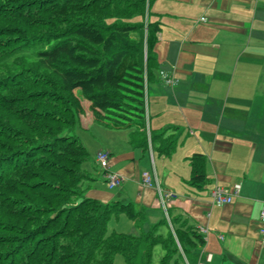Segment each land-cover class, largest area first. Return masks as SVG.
<instances>
[{"label":"trees","instance_id":"1","mask_svg":"<svg viewBox=\"0 0 264 264\" xmlns=\"http://www.w3.org/2000/svg\"><path fill=\"white\" fill-rule=\"evenodd\" d=\"M150 1L0 0V264H112L117 253L123 264H150L155 245L161 264H178L203 242L190 227L107 232L112 213L140 226L143 211L85 194L83 102L94 122L131 129L130 144L147 146L159 31L146 18ZM165 133L150 139L168 154ZM190 166L188 182L199 186L203 155Z\"/></svg>","mask_w":264,"mask_h":264},{"label":"crops","instance_id":"2","mask_svg":"<svg viewBox=\"0 0 264 264\" xmlns=\"http://www.w3.org/2000/svg\"><path fill=\"white\" fill-rule=\"evenodd\" d=\"M146 18L159 25L145 90L147 146L130 144L131 129L98 128L83 102L78 138L94 161L107 150V169L122 176L108 189L99 168L85 194L143 211L140 226L127 218L116 232L196 229L203 242L178 264H264V0H151ZM163 131L173 139L168 154L150 139ZM194 153L203 155L199 186L188 182ZM214 187L230 202L217 204Z\"/></svg>","mask_w":264,"mask_h":264},{"label":"built area","instance_id":"3","mask_svg":"<svg viewBox=\"0 0 264 264\" xmlns=\"http://www.w3.org/2000/svg\"><path fill=\"white\" fill-rule=\"evenodd\" d=\"M201 20L204 19V17L200 18ZM169 81V79H167ZM95 161L100 167V169L103 170L104 175V182L108 189H113L116 186H119L122 180V176L115 172L110 171L107 169L108 162H109V152L107 150H98L95 155ZM142 182L146 185H149L151 183V176L148 172H143L141 176ZM172 193L165 194L166 197L170 196ZM213 200L217 204H223L228 203L231 200V194L226 192L220 187H214L212 190ZM259 222H260V228L259 233L262 238H264V205L261 208L259 212Z\"/></svg>","mask_w":264,"mask_h":264},{"label":"rangeland","instance_id":"4","mask_svg":"<svg viewBox=\"0 0 264 264\" xmlns=\"http://www.w3.org/2000/svg\"><path fill=\"white\" fill-rule=\"evenodd\" d=\"M85 108V107H84ZM86 109V108H85ZM96 123V122H95ZM100 125V124H99ZM95 126H97V125H95ZM101 126V125H100ZM80 128L81 127H79V128H77V130H76V134H77V136H78V133L80 132ZM97 128V127H96ZM98 128H101V130H107V129H102L103 128V126H101V127H98ZM95 131L94 130H92L91 132H89L90 134L91 133H94ZM110 132V131H109ZM112 132V131H111ZM89 133L88 134H86V137L88 138V135H89ZM83 139H85L84 138V136L82 137ZM80 139V142L83 144L84 143V140L82 141V139L81 138H79ZM98 138L95 136V141L97 142V143H99L98 142ZM90 143H92V145L94 144V142L93 141H91ZM84 145V144H83ZM87 145H89V144H87ZM85 146V148L87 149V152H88V157H87V159L83 162V164H82V167L89 173V175H93V174H95V173H97V172H99V166H98V164H96L95 163V161L93 160V153L91 152V149H92V146L91 145H89V146H86V144L84 145ZM96 155V153L94 154V156ZM87 165H88V167H87ZM97 171V172H96ZM118 186H116V187H114V188H117ZM113 188V189H114ZM120 218L118 221H117V218ZM122 221V222H121ZM121 222V223H120ZM123 222H129L128 221V219H127V217L125 216V214L124 213H119V214H114V213H112L110 216H109V218L107 219V221H106V230H107V232H110V231H112V230H116V231H120L119 230V226L123 223ZM138 233V231H136V232H134V233H131V234H134V235H136ZM162 249H161V247L159 246V245H155V247L153 248V254H152V260H151V263L150 264H161V262H160V258H161V256H162ZM122 260H123V256L121 255V254H119V253H117V254H115L114 255V257H113V263L112 264H122Z\"/></svg>","mask_w":264,"mask_h":264}]
</instances>
